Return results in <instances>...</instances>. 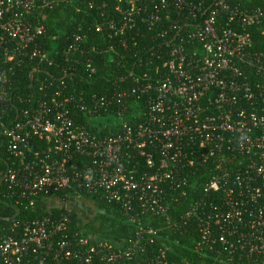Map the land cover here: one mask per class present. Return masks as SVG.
<instances>
[{
	"label": "built area",
	"instance_id": "1",
	"mask_svg": "<svg viewBox=\"0 0 264 264\" xmlns=\"http://www.w3.org/2000/svg\"><path fill=\"white\" fill-rule=\"evenodd\" d=\"M117 2L125 21L108 23L109 38L139 22L158 42L131 84L89 95L49 80L16 89L28 61L54 62L37 13L55 0H0V199L48 208L12 219L0 235V264H186L166 231L190 222L200 234L193 248L213 251L216 264H264V50L252 32L264 36V9L232 0ZM201 169L202 194L175 219L172 206ZM92 197L121 207L135 230L122 239L85 232L73 211ZM157 217L158 226L145 221Z\"/></svg>",
	"mask_w": 264,
	"mask_h": 264
},
{
	"label": "trees",
	"instance_id": "2",
	"mask_svg": "<svg viewBox=\"0 0 264 264\" xmlns=\"http://www.w3.org/2000/svg\"><path fill=\"white\" fill-rule=\"evenodd\" d=\"M232 1L233 4L240 3L244 8L264 9V0ZM37 16L45 26L46 33L52 37L46 40L44 48L48 50L49 57H54V62L50 65L38 59L28 61V64L32 65L25 66L17 77L19 81L16 89L20 92L37 88L36 80L52 81L51 85L55 88L63 85L69 93L91 95L113 91L118 84L132 83V73L141 68V60L149 56V50L158 42L153 30L139 22L128 27L124 35L109 38L108 23L115 21L123 24L125 21L117 0H91V3L89 0H55L52 8L38 11ZM97 23H104L103 32L96 31ZM262 27L264 28V22ZM252 32L257 50H264V36L261 30L253 29ZM75 34L82 37L78 39ZM83 38H86L85 41ZM73 43L80 44L82 53L71 51L64 54L62 50ZM53 87L51 86L52 90ZM204 172L205 169H201L193 178L194 189L172 206V216L175 219L186 212L202 194ZM55 200L57 198L51 199ZM89 200L90 206L73 211L74 222L84 227L85 232L107 233L116 239H122V235L135 230L138 222L125 218L121 207L97 197ZM15 208L9 199H0V235L8 231V225L18 212L17 219L23 220L41 216L48 209L46 201H41L32 209H25L20 205L17 206L18 209ZM145 221L158 226L161 219L157 217ZM215 229H219L218 226H214L213 230ZM168 232L173 241L170 243L172 254L178 260H184L186 264L217 263V256L213 251L204 249L197 252L193 248L194 242L200 237L194 222H190L179 232L167 230L166 233ZM226 256L223 254L222 259H226L222 262L227 261Z\"/></svg>",
	"mask_w": 264,
	"mask_h": 264
},
{
	"label": "water",
	"instance_id": "3",
	"mask_svg": "<svg viewBox=\"0 0 264 264\" xmlns=\"http://www.w3.org/2000/svg\"><path fill=\"white\" fill-rule=\"evenodd\" d=\"M18 215H19V212L17 213V215H15V216L13 217V219H16Z\"/></svg>",
	"mask_w": 264,
	"mask_h": 264
},
{
	"label": "rangeland",
	"instance_id": "4",
	"mask_svg": "<svg viewBox=\"0 0 264 264\" xmlns=\"http://www.w3.org/2000/svg\"><path fill=\"white\" fill-rule=\"evenodd\" d=\"M87 206H90V205H85V206H83V208H86ZM83 208H82V209H83Z\"/></svg>",
	"mask_w": 264,
	"mask_h": 264
}]
</instances>
